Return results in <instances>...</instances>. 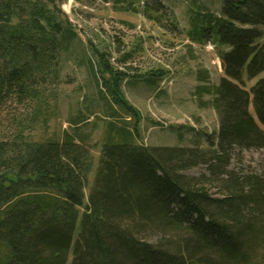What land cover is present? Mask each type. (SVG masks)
Masks as SVG:
<instances>
[{
	"label": "trees",
	"instance_id": "trees-1",
	"mask_svg": "<svg viewBox=\"0 0 264 264\" xmlns=\"http://www.w3.org/2000/svg\"><path fill=\"white\" fill-rule=\"evenodd\" d=\"M65 1L0 0V264H264V177L229 170L236 151L264 150V0H221L219 16L192 21L188 35L211 34L223 70L219 85L200 77L195 91L214 96L219 118L206 149L135 143L142 116L122 93L128 74L84 47ZM76 47L94 60L111 116L137 123H109L88 198L87 139L39 143L31 132L58 104L62 62ZM202 166L199 177L184 174Z\"/></svg>",
	"mask_w": 264,
	"mask_h": 264
},
{
	"label": "rangeland",
	"instance_id": "rangeland-1",
	"mask_svg": "<svg viewBox=\"0 0 264 264\" xmlns=\"http://www.w3.org/2000/svg\"><path fill=\"white\" fill-rule=\"evenodd\" d=\"M84 2L66 0L61 9L86 49L96 48L107 55L114 70L128 74L129 83L122 84L121 90L142 116L135 143L146 147L206 149L208 139L216 138L219 118L212 107L214 96L205 95L200 99L195 91L201 84L200 77L207 78L204 85L210 88L219 85L223 77L222 63L211 34L202 43H196L188 32L198 13L203 17L206 14L219 16L222 1L123 0L126 3L120 5L116 0H93L92 5ZM127 3H134L135 10H127ZM127 54L126 62L122 58ZM79 56L81 61H78ZM83 56L82 50L76 47L64 57L59 102L47 120L39 121L31 132L33 140L39 143L61 141L66 132L75 138L87 139L89 148L94 149V167L85 191L88 198L102 147L111 139L109 123L131 130L136 129L137 123L122 112L116 113L114 118L111 116L115 111L102 100L97 76L89 68L90 63L93 62L94 67L96 64ZM200 100L209 107L202 108ZM85 120L89 121L81 123ZM72 122L81 124L75 126ZM154 123L159 126L153 127ZM172 127L178 131H173ZM229 170L264 177V150L236 151ZM204 173L206 168L202 166L184 174L199 177ZM216 192L217 189L212 188V193Z\"/></svg>",
	"mask_w": 264,
	"mask_h": 264
}]
</instances>
